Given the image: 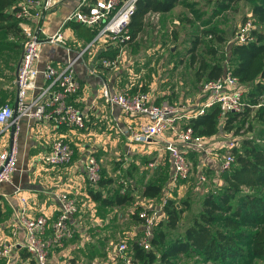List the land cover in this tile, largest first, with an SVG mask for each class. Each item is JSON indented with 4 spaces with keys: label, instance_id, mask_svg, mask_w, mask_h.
I'll use <instances>...</instances> for the list:
<instances>
[{
    "label": "built area",
    "instance_id": "1",
    "mask_svg": "<svg viewBox=\"0 0 264 264\" xmlns=\"http://www.w3.org/2000/svg\"><path fill=\"white\" fill-rule=\"evenodd\" d=\"M137 1L82 0L49 35L44 32V22L48 12L57 3L56 0L20 1L15 17L20 19L25 41L15 76L16 111L14 105L10 103L0 105V185L10 181L16 170L17 147L14 134L17 120L21 116L32 119L36 124L50 123L54 128L85 127L84 114L77 105L69 101L70 98L74 101L81 89L74 69V59H68L64 63L48 61L39 69L37 63L41 42L67 46L65 27L71 22H77L89 27H99L96 35L79 51L78 56L91 47L104 48L110 44L116 47L117 43L130 40L129 23ZM254 27L253 18L249 16L238 27L234 40L238 43L254 40L251 34ZM100 63L109 67L116 65V61L109 58H103ZM39 75L43 78L41 85L37 83ZM247 87L248 85L241 83L227 67L220 77L201 83L199 101L195 105L187 106L168 100L157 102L147 91L139 88L117 90L105 81L99 85L97 93L106 104L119 108L123 115L134 119V123L127 127L130 143L147 147L152 143L162 142V148L170 164L166 188L172 189L180 180L191 175L192 164L187 157L188 149L198 154L201 165L205 166L204 160L212 159L215 170L220 173L231 168L235 158L234 149L239 145L238 139L230 138L224 141L219 147L223 149L222 154L219 158L213 159L211 157L213 143L210 137L196 134L187 121L203 114L213 105H218L220 119L229 111L240 112L247 106H252L245 100ZM263 104L264 89L254 107ZM11 126H14V131L9 140L5 133ZM166 136L168 137L165 138ZM73 155L71 143L60 137L51 141L48 151L40 159L51 166H63L72 161ZM80 166L85 181L90 184L99 181L101 166L93 153L85 154L80 159ZM148 166H153V162ZM198 179L201 183L207 181L205 172H200ZM55 195L59 212L54 221L49 222L48 216L43 213L31 214L27 197L19 196L17 198L19 205L7 223L12 231L22 232V246L35 264H51V250L73 238L78 226L73 221L78 210L76 197L67 189H60ZM162 206L143 209L138 213L141 222L138 244L145 250L151 247L150 239L158 218L162 215ZM49 230L50 234L47 233ZM116 250L124 264H138L128 254V245L125 241H121ZM8 252V248L0 246V258L8 256Z\"/></svg>",
    "mask_w": 264,
    "mask_h": 264
},
{
    "label": "trees",
    "instance_id": "2",
    "mask_svg": "<svg viewBox=\"0 0 264 264\" xmlns=\"http://www.w3.org/2000/svg\"><path fill=\"white\" fill-rule=\"evenodd\" d=\"M20 1L0 0V76L2 75L0 79L8 82L13 78L10 79V75L1 74L3 70L1 64L11 68L8 64L11 58L7 55L2 57L3 52L11 48L20 54L25 41L20 19L15 17V11L18 9ZM181 1L138 0L129 23L130 40L117 43L116 47L111 44L106 45L99 49L96 59L98 61L103 58L115 59L120 52V47L124 45L137 47L139 44H145L139 43L137 39H143L151 26L152 22L147 19V15L169 12ZM239 1L214 0L212 16L226 12ZM197 10L194 11L197 12ZM251 17L255 25L251 30L254 40L247 43H238L234 40L229 43V48L224 55L219 47L221 43L226 42L224 33L210 21L211 17L203 24L205 27L200 34L196 33L197 35L191 40L192 46L185 47L186 52L190 53V63H194L196 61L194 50L197 46L205 44V51L200 53L202 56L195 70L199 79H202L203 73L206 74L205 80L218 78L224 74L228 67L241 83L250 85L245 100L253 106H247L240 112L229 111L223 119H220L218 105H213L207 108L203 114L187 121L196 134L208 138L215 135L219 129H223L235 135L241 129V126L235 124L244 123L253 113V116L263 125L260 135L264 137V104L254 107L259 102L260 93L264 89V0H255V2L253 0ZM180 19L184 25V17ZM70 24L83 35L86 43L93 39L99 29L97 26L89 27L77 22ZM174 29L179 30L175 26ZM176 31L173 33L174 41L178 37ZM167 34V32L164 33L165 36ZM180 42L183 43V41ZM219 50H221L220 54ZM206 54L209 60L206 59ZM217 54H219V58L214 59ZM99 64L101 63L99 62ZM0 92L6 93L2 83H0ZM8 94L12 95L11 92ZM7 97V94H3L1 99L12 100ZM69 101L77 105L72 98ZM263 140L252 137L242 139L240 147L234 149L235 158L231 168L220 174V185H216L205 194L201 199L200 210L194 214L191 221L178 235L169 237L170 231L176 229L180 224L184 212L183 205H185L184 207L188 205L185 201L177 205L174 200L168 199L162 206V217L154 227L153 236L150 239V249L145 250L138 244L140 232L133 239L131 247L128 246V254L141 264H199V262L246 264L253 259L264 261ZM192 152L196 155V162L193 161V154H187V157L191 161L192 167L194 164L197 176L200 172L207 174L205 166L200 164L198 154ZM166 159L168 161L167 157ZM167 163V167L163 166L161 162L157 166H151L154 172L150 179L141 185L142 197L155 199L162 196L169 179L170 164L169 161ZM104 172V169L101 168V177L96 184L86 181L89 197L104 208L130 204L133 200L132 192L137 186L131 187L129 179L122 178L119 181L120 189L111 191L109 185H111L112 179L106 177ZM129 188H131V192H129ZM132 217L138 223L140 222L138 211ZM80 230V227H76L75 234L71 239L77 240ZM84 243L93 246L91 242L84 241ZM3 262L5 261L0 259V264Z\"/></svg>",
    "mask_w": 264,
    "mask_h": 264
},
{
    "label": "crops",
    "instance_id": "3",
    "mask_svg": "<svg viewBox=\"0 0 264 264\" xmlns=\"http://www.w3.org/2000/svg\"><path fill=\"white\" fill-rule=\"evenodd\" d=\"M81 1L56 0L57 3L48 12L44 22L45 34H52L62 24L64 17ZM249 3H252L250 8H248V15L251 16L253 0H250ZM180 5L179 2L169 12L149 13L147 19L151 22H153V19H156L155 23L157 24L158 22V28L159 26L160 28L175 26L177 29H182L183 23L180 18L184 16L183 14L178 16ZM176 13L178 14L176 15ZM65 35H67L68 40L67 46L64 47L41 42L37 67L42 69L48 61L64 63L68 59H74V69L81 83V89L74 98V101L85 116V127L82 129L62 128V126L54 128L50 123L36 124L26 116H21L17 120L16 133L14 134L17 147L16 170L13 172L10 181L0 185V246L6 247L9 250L8 256L0 258L5 261L3 264H12L13 262L14 264H35L34 260L22 246V232L12 231V228L7 224L14 209L19 205L17 200L19 196L27 197L31 214L38 215L43 213L48 216L49 222L54 221L59 212L55 193L60 189L70 191L77 201L78 199H82L83 196L90 198L86 190L87 183L80 166V159L85 154L93 153L103 162L105 160L103 157L108 154L109 144L117 147L120 144L121 136L129 140L127 127L131 123H134V119L123 115L119 108L106 104L103 99L98 97L97 89L102 82H107L113 89L117 90L127 88L144 89L157 102L162 100L175 102L178 98L181 99L183 97L193 105L199 101V87L197 93L193 92L192 87L184 91L180 90L179 96L177 95L179 93L177 92L178 87L174 86L173 81H171L172 71L182 65L187 57L189 59L187 64L189 66L194 64L190 63V53L186 52L185 46L190 47L189 45H184L181 42L175 43L177 46L172 45L170 47L165 46V42L161 44L154 42L152 45L139 44L137 47L125 45L126 48H130L135 56L140 51H149L148 56H156L159 62L155 60L154 64H152V57L146 59L147 64L140 63L139 59H135L133 66L123 64L121 67L112 69L113 67L101 66L99 64L100 61L96 57L91 56L94 51L101 49L99 47L88 48L81 56L77 55L87 43L83 35L74 29L70 23L65 27ZM123 47H120V52L114 59L116 63L121 56ZM158 49L162 50L160 54L156 53ZM182 50L183 57L179 53ZM179 56L180 60L177 59ZM183 58L185 59L182 60ZM185 64L183 65L184 67ZM163 66L167 68V71L169 70V76L166 79L163 77L164 74L156 78L153 77L152 73H156V70H159ZM143 68L148 69V72L142 75ZM195 70L192 73L193 76L190 75L193 77L190 79L191 83L200 80ZM15 76L12 81L13 85L7 86V89L5 83H2L3 79H0L6 92H0L1 96L7 94V99L9 97L12 99L8 101L12 105H14L16 98ZM160 77L164 79L159 80ZM37 83L39 85L43 83L42 75H39ZM8 92H11L12 95L8 94ZM194 100L196 101L194 102ZM5 136L11 140V127L7 130ZM60 137L71 143L74 149L73 159L70 163L63 166H51L40 158L48 151L51 141L54 138ZM153 144L159 145L158 143H152L147 147H151ZM127 145L128 141L123 145L125 151L127 150ZM156 147L159 150L157 152L159 160L162 159V156L166 157L162 146ZM159 160L156 162L149 161V163L153 162V165L157 166L160 162ZM102 168L104 171H107L104 167ZM17 191L19 192L17 193ZM73 221L75 222L74 217ZM75 225L78 224L75 222ZM77 228L79 227L77 226ZM47 233L50 234V230ZM74 245L77 251L80 247L77 245V240L73 239H68L61 246L54 247L50 255L51 264L71 263L70 261L66 263V258H63L64 254L62 255L60 252L64 249L71 250L75 247ZM12 255L13 262L10 263ZM58 259H61V261Z\"/></svg>",
    "mask_w": 264,
    "mask_h": 264
},
{
    "label": "rangeland",
    "instance_id": "4",
    "mask_svg": "<svg viewBox=\"0 0 264 264\" xmlns=\"http://www.w3.org/2000/svg\"><path fill=\"white\" fill-rule=\"evenodd\" d=\"M213 1L214 0H182L180 3V10L178 12V16L182 14L184 16L185 22L182 29L176 31L174 27L160 28L159 26L158 28V22L157 24H154V22L156 21L152 20L153 22L148 28V31H146L145 35L143 36V39H137V41H139V43L145 44H149L152 42L161 44L165 42V46L168 47L172 45L177 46L175 43L183 41L184 45L192 46L191 40L193 39V37H195V35H197L196 33L200 34L201 30L205 27V25L203 24L211 17L210 21L224 33L226 42L221 43L219 46L223 51L222 55H224L229 48V43L234 41V37L236 35L238 27L249 17L248 8H250V5L252 3H249L250 0H241L236 4H233L226 12L220 13L216 16H212L214 10ZM195 9H198L197 12L194 11ZM178 13H176V15ZM165 31L168 33L167 36L164 35V33H166ZM175 31L178 37L177 40L174 41L173 33ZM157 51L158 52L156 53L160 54L162 50L158 49ZM204 51L205 44L197 46L193 52L195 54L197 62L195 61L194 64L189 66V64H187V62L189 61L187 57L186 61H184L182 65L172 71L171 81H173L174 86L178 87L177 92H179L180 90L184 91L185 89L192 87L193 92L197 93L198 87H200L201 83L205 81L206 74L203 73L201 80H196L193 83L190 82V79L193 78L190 75H192L193 71L197 68L198 61L202 56V54L200 53ZM148 52L149 51H140L139 54L135 56V54L131 52L130 48H126L124 45L123 51L121 53V56L118 58L116 65L113 66V68L112 66L110 68H118L123 64H129L133 66V61L135 59H139L140 63L143 62L147 64L146 59L152 57L148 56ZM97 53L98 51H94L91 56L95 58ZM179 53L182 56L183 50ZM220 53L221 50H219V54ZM16 54H19V52L17 53L11 48H8L5 52H3L2 57L7 55V57L11 58L8 63L11 68H7L1 64V67H3L1 74H4V76L10 75V79L13 78L12 80H10V82L3 79L2 83H5L6 89L7 86L13 85L12 81L14 80L16 67L20 60L21 52L19 55ZM219 54H217L214 59H218ZM206 57V59L209 60L208 55ZM177 59L180 60V56ZM184 59L185 58H183L182 60ZM155 60H158L159 62V59L156 56H153L151 63L154 64ZM184 64L185 67L183 66ZM160 69H157L156 73H152V76L156 78L159 75L164 74L163 77L166 79L169 76V70L167 71V68L165 66ZM147 72L148 69L143 68L141 74L143 75V73ZM0 77H2V75ZM164 78L160 77L159 80ZM248 89H250V85H248L247 90ZM177 95L180 96V92ZM8 101L9 100H2L0 93V105L6 102L10 103ZM195 101L196 100H194V102ZM173 103L185 104L187 106L193 105L186 101L184 97L181 99L178 98ZM235 125L241 126L240 131L235 135H232L231 133L224 131L223 129H219V131L215 135L210 137V141L213 143V151L211 153V157H213V159L220 157L223 151L222 149H219V147L227 139H238V147H240V143L244 137H252L257 140L264 139V137L260 135V131L263 125L253 116V113H251V115L244 121V123L238 122ZM120 138V144L117 147L110 144L108 145V154L107 156L103 157L105 160L102 162L98 158V161L101 168L104 167L105 170H107L104 172L106 177L112 179V183L111 185H109V189H111V191L120 189L119 181L122 178L129 179V185L131 187L137 186V188L132 192L133 200L130 204L104 208L101 205H98L96 202H93V200L90 198H86L83 196L82 199H78V210L74 215V220L78 224V227L81 228L79 238L77 239V245L80 247V250L78 249L76 251V246L74 245L75 247H73L71 250L64 249L62 252H60V254H64L63 258H66V263L70 261L72 264H124L122 258L116 250V247L120 244L121 241H125L127 245L131 247L133 239L137 237L138 233H140L141 223H138L133 219L132 216L134 215V213H137V211L139 213V211L143 209L146 210L153 207H159L163 205L168 199L174 200L177 205L185 201L188 206L184 207L185 205H183L184 212L182 214V219L179 222L180 224L176 229L170 231L169 233V237L172 238L178 235L183 230V228L191 221L194 214L200 210L202 201L201 199L205 196V194L210 189L214 188L216 185H220L221 183V173L215 170V166H213V160L209 159L204 160L205 169L207 170L206 175L208 177L207 182H200L197 176L196 168H194L193 164L190 177L180 180L181 182L176 187H173L171 190L165 188L162 196H159L158 198H144L142 197L140 192L141 185L147 182L154 172V169L149 167L148 164L149 161L156 162L160 159L157 156V152H159V150L156 146H162V142H158L159 145L153 144L151 146L153 148H151L150 146L143 147L134 143H130L129 140H126V137L123 136H121ZM126 141H128V145L127 150L125 151L123 145L126 143ZM192 151L193 150L188 149L187 154H193ZM193 157L195 158H193V161L196 162V155L193 154ZM132 160L133 162H130ZM159 161L163 164V166L166 165L167 167L168 161L165 156H162V159ZM129 192H131V188H129ZM161 217H159L158 220H160ZM84 241L93 243V246L91 247L90 244H85L86 242L84 243ZM81 243L84 244L82 245ZM58 260L61 261V259ZM12 262L13 255L11 256L10 263ZM12 264H14V262ZM138 264L141 263L138 262ZM199 264L206 263L199 262ZM246 264H264V261L253 259Z\"/></svg>",
    "mask_w": 264,
    "mask_h": 264
},
{
    "label": "water",
    "instance_id": "5",
    "mask_svg": "<svg viewBox=\"0 0 264 264\" xmlns=\"http://www.w3.org/2000/svg\"><path fill=\"white\" fill-rule=\"evenodd\" d=\"M19 63H20V60L17 64V67H16V72H17V69H18V66H19ZM14 111H16V103H14ZM13 131H14V126H11V134L13 135Z\"/></svg>",
    "mask_w": 264,
    "mask_h": 264
}]
</instances>
